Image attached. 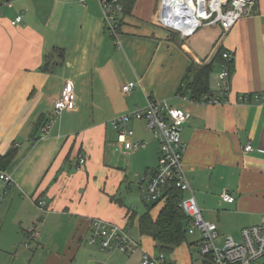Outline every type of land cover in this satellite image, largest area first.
<instances>
[{"label": "crops", "instance_id": "1", "mask_svg": "<svg viewBox=\"0 0 264 264\" xmlns=\"http://www.w3.org/2000/svg\"><path fill=\"white\" fill-rule=\"evenodd\" d=\"M162 1L136 0L113 37L97 0H0V156L14 153L0 167L11 177L0 179V236L14 238L13 255L2 264H139L143 251L158 253L137 224L133 237L139 248L130 255L85 240L91 219L125 226L131 211L136 220L146 209L136 200H147L140 185L156 169L158 142L153 136L157 145H149L136 134L137 120H131L133 138L147 145L125 152L110 120L148 99L189 113L181 132L182 164L218 237L241 238L242 228L262 220L264 0H253L226 32L219 23H206L188 36L162 24ZM17 17L20 21L12 23ZM219 49L232 56L226 102L190 99L183 83L188 68L209 62ZM221 67L216 66L218 75ZM66 82L73 85L76 108L53 116ZM127 82L135 86L124 94L121 86ZM210 91L215 96L220 86ZM50 117L53 123L43 134ZM248 143L252 150L246 152ZM133 169L136 184L127 177ZM223 191L234 201H223ZM38 200H44L43 208ZM157 204L150 210L154 219L163 202ZM191 235L194 239L168 254L169 264H194L193 254L202 264L200 234Z\"/></svg>", "mask_w": 264, "mask_h": 264}, {"label": "built area", "instance_id": "2", "mask_svg": "<svg viewBox=\"0 0 264 264\" xmlns=\"http://www.w3.org/2000/svg\"><path fill=\"white\" fill-rule=\"evenodd\" d=\"M103 15L106 29L113 36L117 37V30L124 14L122 0H97ZM222 1L226 9L210 10L208 16L200 19L198 25L190 31L181 32L183 36L190 35L197 27L205 22L203 19H209L206 23H219L223 32L228 31L234 23L243 16L248 5L251 2L246 0H224ZM215 12V17L213 14ZM20 21V17L16 21ZM160 21L165 26L175 29L165 22L160 15ZM223 58L231 61L232 56L228 52H223ZM220 92L215 96L204 95L198 100L204 104H217L226 102L229 91L230 72L225 65H222L219 72ZM135 86V82H127L121 86L124 94L129 93ZM241 100L245 98L240 97ZM76 108V96L71 82H66L59 97L53 104V116L59 115L63 111H71ZM189 113L178 107H173L164 100L148 99L143 107L135 106L131 111L117 115L110 120V125L116 130L118 142L123 150L133 153L144 148L147 143L144 140L134 139V131L129 128L131 120L143 121L145 128L151 132L159 145V157L156 169L151 178L140 185L141 192L149 201L161 200L164 196L167 186L174 184L176 188L183 192V197L179 207L187 217V233L198 231L200 239L197 242L199 254L203 257L211 255L213 264H258L264 256V216L262 220L250 226L241 229V239L236 241L230 236L223 239L219 245L216 242L218 238L217 225L203 217L201 209L195 198L193 189L190 186L182 164V157L186 150V143L182 140L181 132L183 125L187 122ZM53 123V117H50L42 126L43 134H47ZM252 150L250 143L244 146V151ZM85 162L83 156L78 157V165ZM0 179L9 182L11 177L0 172ZM221 198L226 202H233L234 197L231 193L223 191ZM38 207L43 208L44 200H38ZM129 225L121 226L116 223L108 222L99 218L90 220L89 231L86 235V243L89 245H98L106 251L118 250L126 255L134 253L139 248L138 241L129 233ZM30 236L36 235L35 228L31 227ZM164 254L157 253L150 255L143 251L139 264H163Z\"/></svg>", "mask_w": 264, "mask_h": 264}, {"label": "trees", "instance_id": "3", "mask_svg": "<svg viewBox=\"0 0 264 264\" xmlns=\"http://www.w3.org/2000/svg\"><path fill=\"white\" fill-rule=\"evenodd\" d=\"M135 1L136 0H122L124 13L131 11ZM219 64L225 65L231 74L232 63L223 58L222 49H219L209 62L202 65H190L183 82L186 84L185 88L189 91L190 99L200 100L204 95H211L209 77L214 68ZM182 89V86H180L178 90L179 93L182 92ZM13 157L14 153L1 155L0 167L8 164ZM182 197L183 192L176 188L174 184H171L166 187L163 198L151 202L150 205H146L145 211L137 216L136 219L139 234L151 237L155 242L158 253L164 254L165 258L163 264H169L166 256L187 239L185 228L188 225V220L183 210L179 207ZM160 201L163 202V204L158 215L154 219L150 215V210ZM136 215L137 213L135 211H131L128 214L129 226L135 221ZM201 258L202 264H213L211 255L201 256Z\"/></svg>", "mask_w": 264, "mask_h": 264}, {"label": "rangeland", "instance_id": "4", "mask_svg": "<svg viewBox=\"0 0 264 264\" xmlns=\"http://www.w3.org/2000/svg\"><path fill=\"white\" fill-rule=\"evenodd\" d=\"M223 2H225L224 0H223ZM207 9H208V11L210 10V7H209V5L207 6ZM226 9V7L223 5V3H222V7H221V10H225ZM215 17V12H214V14H213V18ZM209 19H203V21L202 22H205L204 24H206V21H208ZM204 24H202L201 26H203ZM173 30H175V31H177V32H179L180 34H181V32L180 31H178V30H176V29H173ZM218 85H219V80H218V72H216V67L214 68V70L212 71V73L210 74V77H209V86H210V88L211 89H215L216 87L218 88ZM134 126V129H135V131H136V134H139L141 137H144V139H146L148 142H149V145H151V146H156L157 145V143H156V141L154 140V138H153V134L151 133V132H149L146 128H145V126H144V123H143V121H138L137 120V122L133 125ZM116 158H117V156H116ZM134 171H136L135 169H133L132 170V172L130 173V174H127V177H128V179H129V181H131V182H133V183H137V177L136 176H134ZM138 190V189H137ZM139 192V191H138ZM133 196H134V198H137V196H136V194H134V191H133ZM137 201V203H138V205H139V207L141 206H144L145 207V205L144 204H146V205H150L151 204V202L152 201H150V202H148L147 200H142L141 198H140V196L138 197V199L136 200ZM158 206V204H156L155 206H153L154 208H156ZM141 210H142V208H140L139 209V211L138 212H141ZM41 214L42 215H44L45 213L44 212H41ZM5 223H7V225L9 224L10 225V223H11V221H9L7 218H6V221H5ZM11 227V226H10ZM24 227V226H23ZM12 228V227H11ZM36 229H38V225H37V227H36ZM8 230V229H7ZM130 232V235L133 237V236H135V234H136V220L133 222V224L131 225V227H130V230H129ZM194 235H191L190 233H187V235H186V238H187V240H192V239H194ZM7 238H8V236H6V234L4 235V234H2L1 236H0V241H1V244H2V246H1V248H0V264H2L3 262H5V261H9L10 259H11V257H12V255H13V252H14V247H13V243H12V241L14 240V238L12 239V241L10 242V241H8L7 240ZM233 239H235L236 241H240V235L239 234H233ZM216 242H217V244H221L222 243V237L220 236V237H218L217 239H216ZM178 247V246H177ZM114 251H118V250H114ZM120 252V251H119ZM156 252H157V250H156ZM124 254V253H123ZM168 256V255H167ZM167 256H166V258H167ZM198 256H196L195 254H193V259H194V264H200V262H199V260H196V258H197ZM264 262V256H263V258H261L260 260H259V263L258 264H261V263H263Z\"/></svg>", "mask_w": 264, "mask_h": 264}, {"label": "bare ground", "instance_id": "5", "mask_svg": "<svg viewBox=\"0 0 264 264\" xmlns=\"http://www.w3.org/2000/svg\"><path fill=\"white\" fill-rule=\"evenodd\" d=\"M223 0H166L167 14L163 20L175 29L190 31L200 19L208 16L207 6L220 10Z\"/></svg>", "mask_w": 264, "mask_h": 264}, {"label": "water", "instance_id": "6", "mask_svg": "<svg viewBox=\"0 0 264 264\" xmlns=\"http://www.w3.org/2000/svg\"><path fill=\"white\" fill-rule=\"evenodd\" d=\"M247 2H252L253 0H246ZM167 14V7L165 6L164 0L162 1V10H161V15L162 17L166 16Z\"/></svg>", "mask_w": 264, "mask_h": 264}]
</instances>
